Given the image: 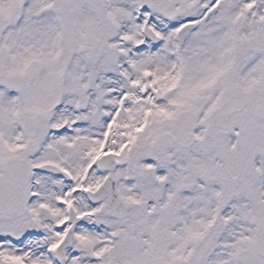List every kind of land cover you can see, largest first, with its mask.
Returning <instances> with one entry per match:
<instances>
[{
  "label": "rangeland",
  "instance_id": "1",
  "mask_svg": "<svg viewBox=\"0 0 264 264\" xmlns=\"http://www.w3.org/2000/svg\"><path fill=\"white\" fill-rule=\"evenodd\" d=\"M38 1L31 0V6L24 20L26 23L22 22L20 31L12 25L14 15L11 13L12 8H19L18 3L16 0H0V28L6 29L0 46V71L13 74L21 73L27 79L26 87L14 97L0 91V148L4 145L2 140L6 136L14 144L18 141L27 142L36 135L35 126L29 128L28 124L37 108L50 110L52 123L55 124L57 119L60 121L63 117L74 116L69 108L77 97L82 98V95L87 93L83 88L86 82L94 85V88L99 87L101 81L102 84L108 82L105 70L111 65L104 66L112 64L118 58L115 51L128 54L125 45L137 35L138 25L134 18L139 5H145L141 14L146 15V22L147 19H152L151 28L154 32L160 28L157 24L161 22L160 18L163 17V14L166 13L169 16V9L173 8L177 13L176 24H178L189 14H192L190 10L193 9L196 2V0H184V4L181 6L174 3L182 0H56L57 6L54 9L57 11L55 14L58 17H56L50 12L47 16H41L38 12L39 6L34 4ZM42 1L44 4L49 2V0ZM217 3L220 4L219 11L221 12L212 16L219 15L212 27H205L207 33L200 37L201 43L191 42L182 49L183 67L186 68V74L179 90L184 88L189 94L175 92L173 96L175 108L178 104L186 101L196 105V96L201 94L206 103L200 108V112L208 114L216 106L215 103H219L218 93L222 90L226 91L236 85L251 88L257 82L264 84V0H219ZM198 12H203V9L199 7ZM245 17H248V30L241 28ZM215 20L216 18H213L211 23ZM23 24L25 29L22 27ZM61 29L64 31V35L58 33L57 36V30ZM172 32L170 33L172 34ZM129 35H131L130 39H128ZM58 37L65 40L63 47L69 53L77 52L80 46H84L94 48L96 55L93 61H86L85 57L80 54L72 56L71 67L73 69L70 68L66 76L65 107L55 111L54 103L59 82L58 63H55L56 60L51 56L56 52L53 49L57 48L59 44L56 42V46L54 47L53 44L52 47L51 43L58 40ZM137 38H139L138 35ZM121 40H125V42ZM171 42H175L174 46L176 43L179 44L176 40ZM195 46L204 50H192ZM203 64L204 69H202ZM135 65L136 63L133 61L127 67L128 80L137 76L138 68ZM214 68L219 71L221 69L224 74L219 85L215 89L204 88L205 93H193V87L200 81L212 78ZM176 74H170L169 77L173 79L177 76ZM219 75L222 76V74ZM137 110L138 108L128 110L126 117L128 122H135V124L141 122L142 118L139 117V112L137 115L135 114ZM12 114H14L15 121L21 123L12 122ZM19 125L27 128L26 134L17 129ZM258 128L259 126H257ZM216 135L217 132L213 129L202 143L196 145L192 152L187 153L189 166L192 165V159H199L202 168L205 169L204 174H199L196 177L193 190L186 191L185 194L180 193L184 191L180 184L183 183L182 179L187 174L182 169L180 171L178 168L175 169V166L178 167L177 164L185 159V154L174 151L159 161V166L167 167L170 173L167 181L171 184L170 188L166 189L163 184H157L155 181L139 183L141 197L145 202H149L148 207L151 208L139 221L129 224L119 222L116 225L110 223L104 216L99 215L98 219L95 217L94 221L98 224L104 222L106 225L109 224L110 228L108 229L119 232L117 236L119 239L116 238L109 246L110 251L105 258L107 261L110 260L108 262L185 264L196 245L200 244V237H194L193 233L202 234L203 231L198 227V224L210 217L215 202L219 200L214 201L216 193L224 190L230 173L240 171L242 186L237 196H228L226 204L223 205L222 223L219 230L209 236L210 241H205L204 250L194 257L193 262L188 264H264V261L258 260L249 251L253 233L251 214L260 209L262 205L258 203L255 208L253 202L248 199V182L252 185L253 182L255 184L260 181V177L254 180L255 175L253 174L249 179L251 168L248 165V157L251 152L248 153L247 150L250 149H247V145L241 146L229 165L226 160V152L216 153L214 142ZM86 137V134L80 136L87 144L91 145L93 139ZM226 140L231 141L228 138ZM71 141L72 136L57 140L56 135L52 132L46 140L47 143L40 146L37 154L30 156V163L35 164L49 159L64 162L68 167L82 166L80 160L73 156L72 151H68L71 148ZM253 142H255L254 136L250 135L247 144ZM148 143L149 137L147 136L141 140L135 150L127 149L128 163L136 166L135 151L139 147H142L143 151L147 150ZM262 146H264V140L257 145L258 148ZM82 153L84 154V150ZM228 155L231 156V152ZM18 156L29 158L27 153ZM64 158L66 159L63 160ZM210 168L220 170L218 180L215 182L209 179ZM38 177L42 182L40 188L44 195L42 198L49 202L48 211L42 210V208L38 209V216L30 221L18 211L13 219H1L0 224L9 226V219L20 226L29 224L31 226L35 221H42L45 236L33 239L29 248L30 259H27V262L29 264H52L53 262H49V259L54 261V256L51 251L52 247L48 251V246L59 237V233L53 229L54 225L55 227L61 226V222L57 221L58 216L55 214L56 197L69 188L53 176L40 174ZM230 182L229 179V184ZM123 186L126 194L131 192L132 185L123 184ZM231 191L232 188L227 190L228 193ZM204 194L213 197L209 199ZM153 202H157V205L152 211L153 204L151 203ZM67 204L69 203L63 201L61 205V209L66 215ZM65 222L64 219L63 226ZM78 233L81 238H85L84 242L87 244L88 251L95 248L96 252L102 247L101 237L107 236V230H104L102 234H87L86 229L81 228L78 229ZM88 258V254H85L71 264H90L83 262Z\"/></svg>",
  "mask_w": 264,
  "mask_h": 264
},
{
  "label": "flooded vegetation",
  "instance_id": "2",
  "mask_svg": "<svg viewBox=\"0 0 264 264\" xmlns=\"http://www.w3.org/2000/svg\"><path fill=\"white\" fill-rule=\"evenodd\" d=\"M157 41L158 40H155V42ZM146 48H149V41L147 42ZM159 63L164 70L163 77H157L153 75L152 81L154 82H150L146 76L139 75V77L141 78V87L138 90L139 98L136 100H128V103L124 102V106L119 112L118 109H120V105L122 104L121 96L126 91L124 84L121 81L123 71L125 70V62L117 65L115 64L106 69L108 82L104 84L100 83L99 88H94L93 86L88 89V95L86 96L88 100L86 116L74 115V112H78V108L74 104L69 108L70 112L74 116L71 118L63 117L68 119L78 117L81 120L79 128H76L77 125H75L71 130L74 139L71 141V148L68 151H72L73 156L77 157L84 166H75L74 168L73 165V170H70L64 162H57L61 167L69 171L72 175L70 181H66V179L62 178L61 179L72 184L73 186L72 188L74 192H72L71 198L73 199L74 204L77 207L76 214L80 218L84 219L83 225L81 227L86 229L87 234L90 233L89 223H95L94 219L95 217H97V215L107 217L103 213V207L108 202V199L105 198L102 200V203H90L88 199V191H95L109 177H114L116 179V184H118L119 182L117 181L118 169H116L115 173H111V171H109L108 169H101L97 167L94 169V175H89L85 171L88 163L92 161L96 154L98 155L97 145L99 143L92 141V144L89 145L83 139H81L80 136L86 134V138L94 140L97 138L100 139L101 137L106 135L104 139L108 145V147H106L107 149L109 148L110 151L107 153L110 154L114 153V144L110 145L109 139L110 141L120 142L121 140H124L128 137H138L140 144L141 140L148 136V146L151 148L152 143L156 138L165 133H171L173 131L174 122L181 111L193 109L192 105L194 104L191 105V103H187V101L183 105L182 109L177 110L175 108L173 101V83L169 81L170 78L168 76V71L171 69L169 51L163 52L160 62L155 60L156 65H158ZM141 67L143 68V71L147 72V68L149 67L148 60H145V62L141 64ZM151 71L154 73L155 68H153ZM145 85H149V88L145 89ZM152 85H154V90L152 89ZM235 87H238V85L234 86V88ZM250 89L254 90L253 103L245 110L235 113L231 116V121L234 125V132L228 134L225 130L218 128L217 135L221 143H226L223 138L231 135L233 148H236L241 144L240 140L242 137H247L248 139L250 135H253L255 142L248 144V148L251 152L249 155V159L250 162L252 161L253 163H255L256 167L263 169L262 171H258L256 173L264 174V146L259 148L257 147V145L264 140V118L258 116V110L264 101V84L260 83L257 86L251 88L247 87L246 90ZM229 96L230 91L222 92L221 104L225 100H227ZM139 100H148V102H145L144 104L155 106L137 105L139 104ZM119 102L121 104H119ZM132 107L134 109L138 108V110L135 111V114L137 115L139 112V117L142 118L141 122L138 124H135V122L127 121L126 117L128 114V110L133 109ZM257 126H259L258 129ZM84 129H86L87 131H82ZM92 135L95 138H93ZM87 141L89 142V140ZM82 150H84V154L82 153ZM65 159L66 158H64L63 160ZM152 165V163H148V166ZM196 166V162L193 165V168H188L186 165L189 175H197L202 173L203 169H196ZM122 169L125 170V168ZM257 186L262 187H260L259 194L255 197L258 201L262 202L259 210L264 211V178L257 183ZM119 193L121 197H123L124 199L126 198L120 188ZM132 198H135V196L132 195ZM79 208H81V210H79ZM65 221V225H62L58 232L60 234L59 237L61 240L65 237L72 224L68 218ZM126 222L131 221L126 220ZM39 229L41 231L42 228ZM75 237L77 241L84 243L85 238H81L79 236L77 227L75 229ZM73 248L74 246L72 247V249ZM74 257H78V255H74ZM261 260L264 261V259ZM93 261L94 260L89 259V262L92 264H94ZM98 261L99 263L102 262L103 264H111L107 261V259L106 261L104 259H99Z\"/></svg>",
  "mask_w": 264,
  "mask_h": 264
},
{
  "label": "water",
  "instance_id": "3",
  "mask_svg": "<svg viewBox=\"0 0 264 264\" xmlns=\"http://www.w3.org/2000/svg\"><path fill=\"white\" fill-rule=\"evenodd\" d=\"M245 22L246 20L244 21V23ZM81 51H84V49H81ZM10 82L16 83L17 85H20V87H22L25 83L24 79L18 78L16 76L0 75V84H4V85L6 84V85L13 87L14 85L11 84ZM236 91L232 93L231 99L225 103L222 109L216 110L213 113V116L210 118V126L221 125L224 128L231 129V124L228 122L230 115L234 111H238L246 107V105H248L250 101L252 100V98H249L246 101L245 100L241 101L242 98L237 97L238 96L237 93H239L238 92L239 90H236ZM183 115L184 116L175 125L174 131L178 137L180 145L183 147H188L194 143L192 134L194 131L195 115L194 114L190 115V113H185V112L183 113ZM36 123L41 131V136L33 140L30 143L29 150L31 152L37 149V146L39 145V143L41 142L43 138L44 132L48 128V124H49L48 115L37 114ZM180 123H182V126ZM173 143L174 141L171 136L160 138L158 141L157 147H156V151L159 153V149H162V151L160 152L163 153L168 147H171ZM12 166H10V169H9L10 174H12L11 172V170L13 169ZM22 167L26 171V174L21 178L19 185H15L16 183H13V182L7 183L8 182L7 181L6 183H3L2 181H0V184L5 185L4 187L0 186V214L4 212H8L14 206L21 204V202L23 201V197L26 195V183L28 180V172H27L25 164H23ZM1 178L3 177L0 176V179ZM101 193L109 194L110 192L108 190V187L107 186L104 187ZM112 198L116 201L115 204H113L115 205V211H118V212H120V210L125 211L127 215L131 213L134 217L138 215V212L125 209L122 203L117 198L115 197H112ZM136 211H140V209L136 208ZM255 222L260 229V232L256 240L257 250L262 256H264V219L263 217L258 216Z\"/></svg>",
  "mask_w": 264,
  "mask_h": 264
}]
</instances>
